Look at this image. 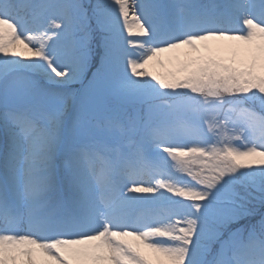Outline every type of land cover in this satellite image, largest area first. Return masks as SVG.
<instances>
[{
    "label": "snow or ice",
    "instance_id": "1",
    "mask_svg": "<svg viewBox=\"0 0 264 264\" xmlns=\"http://www.w3.org/2000/svg\"><path fill=\"white\" fill-rule=\"evenodd\" d=\"M0 264H264V0H0Z\"/></svg>",
    "mask_w": 264,
    "mask_h": 264
},
{
    "label": "rangeland",
    "instance_id": "2",
    "mask_svg": "<svg viewBox=\"0 0 264 264\" xmlns=\"http://www.w3.org/2000/svg\"><path fill=\"white\" fill-rule=\"evenodd\" d=\"M75 87H79V85H75Z\"/></svg>",
    "mask_w": 264,
    "mask_h": 264
}]
</instances>
